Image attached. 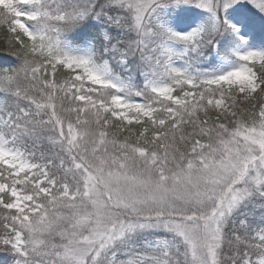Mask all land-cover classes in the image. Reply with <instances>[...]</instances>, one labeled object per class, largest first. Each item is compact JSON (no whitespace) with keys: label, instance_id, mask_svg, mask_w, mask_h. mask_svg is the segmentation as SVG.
I'll use <instances>...</instances> for the list:
<instances>
[{"label":"snow or ice","instance_id":"6c2138e0","mask_svg":"<svg viewBox=\"0 0 264 264\" xmlns=\"http://www.w3.org/2000/svg\"><path fill=\"white\" fill-rule=\"evenodd\" d=\"M0 264H264V0H0Z\"/></svg>","mask_w":264,"mask_h":264},{"label":"trees","instance_id":"16d2710c","mask_svg":"<svg viewBox=\"0 0 264 264\" xmlns=\"http://www.w3.org/2000/svg\"><path fill=\"white\" fill-rule=\"evenodd\" d=\"M5 34L4 29L0 28V41H2Z\"/></svg>","mask_w":264,"mask_h":264}]
</instances>
